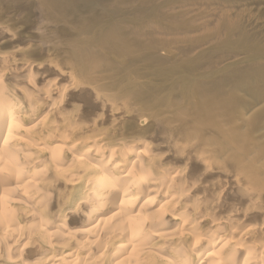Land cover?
I'll use <instances>...</instances> for the list:
<instances>
[{
    "label": "bare ground",
    "instance_id": "bare-ground-1",
    "mask_svg": "<svg viewBox=\"0 0 264 264\" xmlns=\"http://www.w3.org/2000/svg\"><path fill=\"white\" fill-rule=\"evenodd\" d=\"M108 6L0 0V264H264V135L245 118L213 117L211 103L175 147L76 131L77 91L114 58L156 48L133 23L104 16ZM15 9L29 18L40 9L36 27L9 17ZM25 34L39 49H19ZM200 174L224 187L203 191ZM66 210L79 228L59 222Z\"/></svg>",
    "mask_w": 264,
    "mask_h": 264
},
{
    "label": "rangeland",
    "instance_id": "rangeland-1",
    "mask_svg": "<svg viewBox=\"0 0 264 264\" xmlns=\"http://www.w3.org/2000/svg\"><path fill=\"white\" fill-rule=\"evenodd\" d=\"M108 2L104 16L133 23L143 34L138 38H152L156 48L114 58L113 70L104 72L87 90L77 91L81 102L68 108L76 131L95 139L108 136L119 146L136 139L175 147L180 145L184 125L203 117L216 103L213 117L226 122L243 117L246 130H256L254 137L264 135V0ZM15 10L18 13L10 10L9 17H18L14 15L20 10ZM34 13L29 18L30 11H25L18 19H28L29 26L36 27L42 12ZM25 19L18 23H26ZM131 33L135 34L127 31L128 36ZM32 36L25 34L28 43L16 42L19 49L26 45L39 49V39ZM48 110L44 108L37 117L43 118ZM187 169L190 173L192 167L188 164ZM198 178L203 191L216 183L224 187L214 174ZM76 203L68 209H76ZM67 210L58 217L67 222H59L69 225V230L79 228L75 219L65 217ZM37 253L27 251L26 258L34 261Z\"/></svg>",
    "mask_w": 264,
    "mask_h": 264
}]
</instances>
